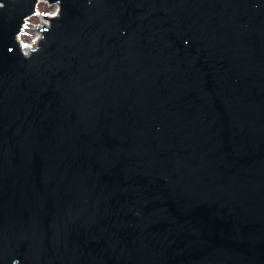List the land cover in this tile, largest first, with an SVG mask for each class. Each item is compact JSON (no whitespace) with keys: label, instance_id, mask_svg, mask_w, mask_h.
<instances>
[{"label":"water","instance_id":"water-1","mask_svg":"<svg viewBox=\"0 0 264 264\" xmlns=\"http://www.w3.org/2000/svg\"><path fill=\"white\" fill-rule=\"evenodd\" d=\"M0 264H264V0H0Z\"/></svg>","mask_w":264,"mask_h":264},{"label":"rangeland","instance_id":"rangeland-1","mask_svg":"<svg viewBox=\"0 0 264 264\" xmlns=\"http://www.w3.org/2000/svg\"><path fill=\"white\" fill-rule=\"evenodd\" d=\"M59 7L56 5H50L46 1H41L38 5L37 13L38 15L31 17L27 20V25L21 34L20 40L22 45L34 47L40 38L38 34L39 29L45 23V17H53L57 14ZM48 22V21H47ZM50 24V22H49Z\"/></svg>","mask_w":264,"mask_h":264},{"label":"bare ground","instance_id":"bare-ground-1","mask_svg":"<svg viewBox=\"0 0 264 264\" xmlns=\"http://www.w3.org/2000/svg\"><path fill=\"white\" fill-rule=\"evenodd\" d=\"M49 18H53V17H49ZM45 19H46V20H45L44 25H49V22H50L49 19H48V18H45ZM47 21H48V22H47ZM24 29H25V26H24ZM24 29H23V31H24ZM38 34L40 35V38H41V34H40L39 32H38ZM20 37H21V35H20ZM40 38H39V40H40ZM18 39H19V38H18ZM39 40L37 41V43L39 42ZM19 41L21 42V40H19ZM35 45H36V44H35ZM35 45H34V46H35ZM25 47H26V46L23 45V48H24V49H25ZM29 47H30V46H29ZM27 48H28V47H27ZM25 50H26V49H25Z\"/></svg>","mask_w":264,"mask_h":264}]
</instances>
